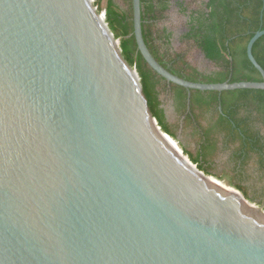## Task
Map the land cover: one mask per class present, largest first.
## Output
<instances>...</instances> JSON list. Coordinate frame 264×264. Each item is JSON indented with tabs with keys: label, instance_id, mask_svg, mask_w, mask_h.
Returning a JSON list of instances; mask_svg holds the SVG:
<instances>
[{
	"label": "water",
	"instance_id": "95a60500",
	"mask_svg": "<svg viewBox=\"0 0 264 264\" xmlns=\"http://www.w3.org/2000/svg\"><path fill=\"white\" fill-rule=\"evenodd\" d=\"M132 9L138 52L166 82L264 92V30L246 47L261 82L196 84L153 59ZM161 136L92 0H0V264H264L259 206Z\"/></svg>",
	"mask_w": 264,
	"mask_h": 264
},
{
	"label": "trees",
	"instance_id": "16d2710c",
	"mask_svg": "<svg viewBox=\"0 0 264 264\" xmlns=\"http://www.w3.org/2000/svg\"><path fill=\"white\" fill-rule=\"evenodd\" d=\"M103 0H94L98 13ZM141 33L153 59L171 75L196 84L259 83L246 56L264 30V0H140ZM105 22L120 56L136 70L152 118L207 176L264 210V92L189 91L166 82L138 52L132 0H106ZM252 55L264 70V36Z\"/></svg>",
	"mask_w": 264,
	"mask_h": 264
},
{
	"label": "bare ground",
	"instance_id": "6f19581e",
	"mask_svg": "<svg viewBox=\"0 0 264 264\" xmlns=\"http://www.w3.org/2000/svg\"><path fill=\"white\" fill-rule=\"evenodd\" d=\"M159 134V132H157ZM164 144L170 148V150L176 155L178 156L180 159L184 160V162L192 169L196 170L195 167H193V165L189 164V160L181 153V151L179 149H177L175 147V144L171 141L170 138L166 137V136H161ZM213 179H216V178H210L209 181L210 183L212 184V186H214L215 188L221 190V191H224L226 193H229V194H232L234 195L237 199H239L246 207H248L249 211H254V209L256 208L255 205H252L250 203H246L243 199V197L241 196L240 193H238L237 191H234L233 189H230L228 187V185H226L225 183L223 182H218V181H215Z\"/></svg>",
	"mask_w": 264,
	"mask_h": 264
},
{
	"label": "rangeland",
	"instance_id": "374dc122",
	"mask_svg": "<svg viewBox=\"0 0 264 264\" xmlns=\"http://www.w3.org/2000/svg\"><path fill=\"white\" fill-rule=\"evenodd\" d=\"M105 7H106V0H103L102 1V3H101V11H100V13H104L105 14ZM171 141L175 144V147L177 148V149H179L180 151H181V153H182V150H181V146H180V144H179V142L178 141H174L173 139H171ZM183 154V153H182ZM213 180H215V181H218V182H223V183H225L226 185H228V187L230 188V189H233L232 188V186H231V183H230V178H229V176L228 175H225L224 177H223V179H213ZM234 191H236L235 189H233ZM238 192V191H237ZM239 193V192H238ZM255 207H258L257 205H255ZM259 209H261V212L264 214V210H263V208L262 207H258Z\"/></svg>",
	"mask_w": 264,
	"mask_h": 264
},
{
	"label": "built area",
	"instance_id": "2783aa9c",
	"mask_svg": "<svg viewBox=\"0 0 264 264\" xmlns=\"http://www.w3.org/2000/svg\"><path fill=\"white\" fill-rule=\"evenodd\" d=\"M92 2H93V4H94V0H92ZM96 9H97V7H96ZM98 12V11H97ZM99 14L101 15V17L105 20V14L104 13H100L99 12Z\"/></svg>",
	"mask_w": 264,
	"mask_h": 264
}]
</instances>
